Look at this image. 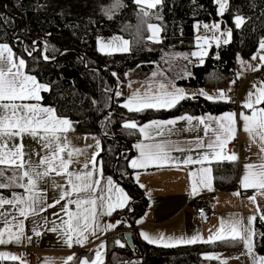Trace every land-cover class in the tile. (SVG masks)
<instances>
[{
    "label": "trees",
    "instance_id": "1",
    "mask_svg": "<svg viewBox=\"0 0 264 264\" xmlns=\"http://www.w3.org/2000/svg\"><path fill=\"white\" fill-rule=\"evenodd\" d=\"M116 4L117 0H0V43H7L15 57L25 59L26 73L49 86L50 91L42 92V104L72 121L75 134L100 137L99 162L104 176L112 177L129 195L128 206L110 216L119 225L106 242L107 261L103 264H202L207 253L241 251L240 241L220 240L215 244L196 243L172 249L147 244L137 236L133 222L148 208L128 163L139 130L123 127L125 122L140 125L186 114L223 116L236 113L238 105L228 99L208 100L198 96L187 98L169 110L135 112L123 107V93L130 71L156 64L163 51L195 50V25L217 22L231 29V41L211 45L203 63L193 65L191 76L179 83L224 92L234 65L238 60L250 61L264 40V0H229L221 17L215 0H163L162 17L156 10L144 9L149 13L145 16L134 0H119V6ZM237 15L245 20L239 28L232 23ZM149 24H158L162 29L160 47L155 52L149 50ZM115 35L129 42V53H100L97 40ZM44 55L49 59L44 60ZM259 74L264 76V66ZM117 80L122 83L120 90H116ZM260 107L264 108V103ZM231 165L236 173V164ZM233 172L231 166L219 168L215 177L217 189L232 188ZM255 230L253 251L264 256L261 222L255 224ZM127 233L132 235L134 250L125 243ZM94 253L92 249L77 253L72 264H79L83 257L91 260ZM0 264H20V261L0 260Z\"/></svg>",
    "mask_w": 264,
    "mask_h": 264
},
{
    "label": "snow or ice",
    "instance_id": "2",
    "mask_svg": "<svg viewBox=\"0 0 264 264\" xmlns=\"http://www.w3.org/2000/svg\"><path fill=\"white\" fill-rule=\"evenodd\" d=\"M219 7V13L222 15L228 7L227 0H215ZM138 5H146L147 8H156L158 5H163V0H135ZM114 6H119V0ZM145 16L149 15L143 8L141 9ZM159 19V17H158ZM245 20L242 16L235 17V26L237 28L244 24ZM207 27V26H205ZM212 27L219 29V25ZM148 28L153 33V39L162 30L157 25L149 24ZM223 34V33H222ZM227 37H231V32H227ZM119 39V38H114ZM158 42V41H157ZM225 44L229 42L228 39L223 41ZM219 43V41H217ZM127 40L123 41L120 51H128ZM111 45L101 44V51ZM260 49H264V40L259 43ZM206 51L193 53V56L201 58L203 63V56ZM31 56V52L28 53ZM255 59V57H253ZM44 60H48L49 56L44 55ZM260 59L264 61V56ZM26 67V62L23 58L15 57L12 48L7 43H0V189L6 188H22L25 189L27 195H18L15 192L12 198L8 199L0 195V208L4 205L12 206L18 209L19 216L27 219L28 216L38 215L41 211H46L47 208L55 207L60 203L56 200L52 204H44L43 207H38L43 204L41 195L36 191L38 181L48 177L52 173L56 175H64L67 180V185L70 190L62 192L60 199L71 197L75 194L76 199H67L65 207L62 211L67 215V219L62 218V223L56 225L53 221V226L49 229L51 232H60L63 242L67 247L71 248L73 243L84 246L89 241V235L96 236L97 230L105 232L109 229L115 228V224H107L103 227L99 224L98 208H103V215H111L114 210L124 208L129 198L124 193L123 189L115 188L114 181L111 177H107L105 188H100L101 178H103L102 165L98 166L96 157L99 155L100 142L96 140L95 147L97 151L91 158L84 162L83 168L86 171H69L70 165L74 162L79 163L78 160L73 159L75 156L83 154L84 150L71 146L70 141L67 139V133L72 128V121L67 118L57 116L56 110L50 106H42L39 102L42 100L40 93L50 91L48 85L38 82L36 76L26 74L23 69ZM255 70V69H254ZM115 75V73H113ZM234 83V81H233ZM165 85L161 84L160 88L165 89ZM120 95V93H116ZM199 95L206 97L208 100L214 99H228L225 93L221 90L218 92L217 97H213L203 90ZM189 98L183 89L174 88L172 91H163L160 94L152 95L144 93L141 95L139 92L134 93L131 98L123 107L129 111L141 112L145 109H159V108H172L179 104L181 101ZM36 101V103H30ZM264 103V87L256 89V93L249 92L248 97L243 105L246 109H252L251 115L241 113L243 129L246 131L250 138L254 141L259 137L262 142L261 152L264 153V108H257L255 105ZM180 120L192 122V116H182ZM199 123L204 126V133L207 136L208 132L213 133V137L207 144L202 139H197L195 143L196 149H210L211 152H203L198 154L197 158L192 155H187L185 159L177 160L170 155L167 145L164 143H137L135 148L139 150V157L130 160V167L132 169H143L151 165L164 166L165 164L172 163L175 167L179 168L181 164L187 165H200L198 172L193 171L190 173L193 178L192 192H197V176L199 175V184L211 189V168L205 166L212 163L213 160L228 159L237 160L238 157L233 153L228 156L222 155L223 149L235 138L236 127V113H227L223 116H207L197 118ZM207 121L215 122L217 127H212V124L206 123ZM176 120L168 121H152L149 124L138 126L136 122H125L123 127L125 129H137L143 133L146 139H152L149 129H159L164 125H175ZM30 136L32 139L40 143L45 154L40 155L36 153L37 160L31 158L25 159L27 155L24 151L23 138ZM20 140L19 144L13 143L9 147V141ZM95 139V137H93ZM172 150L181 152H191L194 149H184L179 146H173ZM91 164V169H89ZM245 174L242 177L241 184L244 188H254L261 190L264 193V163L259 165L248 164L245 165ZM11 171L12 175L6 177V172ZM139 176L137 175V180ZM144 187V185H140ZM56 187L64 188V185H56ZM100 188L101 192L107 193L106 195H97V190ZM119 193L113 197V191ZM239 195V193H237ZM255 203V197L250 198ZM99 201V204H98ZM74 204L76 211H71L67 205ZM58 215V214H54ZM7 214L0 212V218H5ZM16 219L15 216L12 217ZM256 215L248 218V224L245 225L242 219H233L227 223L228 233L225 234L226 222L221 220L220 229L214 235L209 236L204 240L199 234L193 235L190 238L185 237H165L163 234L158 236H151L148 233H141L143 238L150 244H161L164 247H173L178 244H195L197 242L213 243L216 240L231 239L232 241H240L244 243L247 254L251 255L254 248V237L256 236L253 224L256 220ZM264 220V214L260 215ZM141 223L143 221H140ZM47 221H45V226ZM35 236H41L42 233L33 228ZM7 233V238H5ZM24 235V223L20 221L17 231L13 232L11 228H4L0 230V245L8 243H21ZM31 242L32 237H28ZM120 244L119 241H116ZM121 247L124 245L120 244ZM105 245L102 243L95 250V259L89 261L84 258L81 264H103L102 252ZM9 258L11 260H19L20 264L25 262L11 253L0 252V260ZM217 257L207 256L206 259H215ZM74 256L67 257L65 264L73 261ZM47 264V262H46ZM223 264H227L226 261ZM253 264H264V257H259L258 261L254 259Z\"/></svg>",
    "mask_w": 264,
    "mask_h": 264
},
{
    "label": "crops",
    "instance_id": "3",
    "mask_svg": "<svg viewBox=\"0 0 264 264\" xmlns=\"http://www.w3.org/2000/svg\"><path fill=\"white\" fill-rule=\"evenodd\" d=\"M165 52L162 55L161 59L156 62V64L150 65L148 67H136V69L130 71L128 74L130 80L126 81L124 93L125 101L124 104L127 103L128 99L133 96L134 93L139 92L141 95L144 93H150L152 95L160 94L163 91H172L174 88H180L176 83L187 79L192 74V66L189 62V57L186 56L184 61L181 59V55L177 52L175 53V59L183 64L187 61L186 67L180 68L176 67L175 69L168 67L163 63L162 60L166 59L170 56ZM163 54V53H162ZM25 60V59H24ZM256 66V65H254ZM254 66H251L250 71ZM26 69V67H25ZM25 69L23 71L26 73ZM259 71H256V73ZM29 74V73H26ZM164 84L165 89H161L160 85ZM167 84L169 86H167ZM205 89H200L198 91L193 90H185L184 92L189 96V98H196L199 95L200 91ZM43 92V91H42ZM42 92L40 95H42ZM207 93V92H206ZM213 97H217V93H211ZM246 97L240 95L236 112V135L235 138L230 140L229 143L234 140L238 141L239 145L248 147V151L242 149L238 151L235 145L229 146L228 144L223 149L222 155L228 156L231 154H235L238 159L228 160V159H220L213 160L212 163L206 164L205 166L211 168V189L204 187L199 184V175L197 176V192L193 194L192 192V182L193 178L190 173L193 171L199 170L200 165H183L181 164L179 168L175 167L172 163L165 164L164 166H156L151 165L147 168L143 169H132L130 167V160L139 157V150L135 148L137 143H164L167 145V149L170 152V155L177 160H183L187 155H192L193 158H197L198 154L203 152H211L212 150L204 148V149H196L195 143L197 139H202L205 144L209 142V140L213 137V133L211 131L208 132L207 136L204 133V126L201 125L197 118L199 117H207L208 114H199L198 116H194L193 114H186L185 116H192L193 120L189 123L186 120H180L178 117H173L168 120H176L177 123L175 125H164L159 129H149L148 131L151 133L152 139H146L143 133H138L139 139L133 145V156L130 160H128L129 167L133 171V176L136 182L139 185H144V187L140 188L143 190L144 195L146 197V201L148 203L147 210L140 215V217L136 218L133 222V230L136 231L137 236L142 239L145 243H148L141 233H148L151 236H158L159 234H163L165 237H185L190 238L193 235L199 234L204 240H207L209 236L214 235L218 232L221 225V220L226 222L225 225V234L228 233L227 223L233 219H242L245 225L248 224V218L256 215V220L253 224L255 229V224L257 222H261V225L264 227V220L260 218L261 214H264V193L261 190H257L254 188H244L241 184V180L243 175L245 174V165L248 164H256L259 165L264 163V153L261 152L262 142L259 137H256L255 141L250 138L249 134L244 131L241 113L245 115H251L252 109H246L243 107ZM30 103H36V101H30ZM42 106V102H39ZM257 108H261L260 104L255 105ZM241 108L244 109V112L241 111ZM127 109V108H126ZM159 109H171V108H159ZM158 110V109H154ZM241 111V112H240ZM57 114V113H56ZM59 116V115H57ZM213 116V115H212ZM60 117V116H59ZM167 119H159L155 121H168ZM154 120H150L145 122V124H149ZM206 123L212 124V127H217L215 122L207 121ZM145 124H140L138 126H143ZM73 128V127H72ZM139 130V128H138ZM95 137V139H93ZM67 139L70 141L71 146L76 148L83 149L84 152L80 156L73 157L74 161L78 160L79 163H73L69 167V171H86L83 168V164L85 161L89 160L91 156L97 151L95 144L96 140L100 142L101 148V140L96 134L87 135V134H75L73 130L67 133ZM9 147H12L13 143L19 144L20 140L16 139L15 141H9ZM23 151L27 154L25 159L31 158L32 160H37L36 153L39 152L41 156L45 154L42 149L40 143L37 140L32 139L30 136L25 135L23 138ZM173 146H179L180 148L194 149L191 152H181L172 150ZM99 150V155H100ZM99 155L96 157L98 162V166H101ZM231 163L236 164V170L233 172V166ZM221 166H231L234 180L231 184L232 188L229 190H219L217 186H215V177ZM89 169H91V164H89ZM103 170V169H102ZM6 177L11 176L12 172L9 170L6 172ZM137 175L139 179L137 180ZM110 177V176H107ZM106 176L101 178L100 188H105L106 186ZM112 178V177H111ZM113 179V178H112ZM221 179V178H219ZM115 188L123 189V186L119 185L114 179ZM221 181V180H220ZM56 185H64V188L56 187ZM100 188L97 190V195H106L107 193L101 192ZM65 190H70V186L67 185V180L64 175H56L52 173L48 177L38 181V187L36 191L41 195L43 199V204H39L38 207H43L44 204H52L56 200H60V203L56 204L55 207L47 208L46 211L39 212L38 215H29L27 219L19 216V211L16 208H13L9 205H4L0 208V212H4L7 214V224L5 223V218H0V230L8 227L11 228L13 232L17 231L18 225L21 220L24 223V235L22 237L21 243H8L0 245V252L11 253L17 257H22V249L27 247L30 242L28 237H35L33 233V228H37L44 236H37L39 240V245L37 248L40 250L41 254V263L40 264H65L67 257L76 256L77 253L83 252L85 250H96L102 243L105 245L102 252L103 263L107 260L106 256V242L110 235L115 234L118 228V221H111L110 216L115 212L122 211L125 209L127 205L122 209H116L113 213L109 215H103V208H98L99 215V224L101 227L107 224H115L117 225L113 229H109L105 232H101L97 230L96 236L89 235V241L84 246L77 245L73 243L71 248L67 247L64 244L63 238L60 232L53 233L49 229L53 226V221L56 225H60L62 223V218L67 219V215L62 211V208L66 205L67 199H76L75 194L71 197H67L65 199H60L62 192ZM124 193L129 198L128 193L124 190ZM15 192L18 195H27L25 189L22 188H6L0 189V195L11 199L12 194ZM239 193V195H237ZM114 189L112 195H118ZM251 197H255V203L250 199ZM130 201V198L128 202ZM207 201L211 208L215 210L216 215L211 218L210 222L207 225H202L200 223L198 214H196V204ZM99 204V201H98ZM67 207L71 211H76V207L74 204L67 205ZM58 214V215H54ZM15 216L16 219L12 217ZM45 221L47 224L45 226ZM140 221H143L142 223ZM256 232V230H255ZM257 235V233H256ZM256 237V236H255ZM254 237V238H255ZM5 238H7V233H5ZM231 240V239H226ZM216 240L213 244L217 243ZM255 241V239H254ZM199 244H204L202 242H197ZM196 244V243H195ZM242 245V251L231 252V254L227 253H218V254H208L205 255L204 260L215 262L217 264H223L224 261L227 264H253L254 259L258 261L259 257H264L257 255L254 251L251 255L247 254V249L244 243H240ZM164 248L161 244H152ZM181 246H191V244H178L173 247H166L175 249ZM254 250V248H253ZM207 256L217 257L215 259H206ZM86 257H83V259ZM82 259V260H83ZM95 259V253L92 256L93 260ZM3 260H9L11 262H19V260H11L9 258H5ZM81 260V261H82ZM89 260V261H91ZM68 264H72V261L68 262ZM81 264V262L79 263ZM203 264V263H202ZM212 264V263H211Z\"/></svg>",
    "mask_w": 264,
    "mask_h": 264
},
{
    "label": "rangeland",
    "instance_id": "4",
    "mask_svg": "<svg viewBox=\"0 0 264 264\" xmlns=\"http://www.w3.org/2000/svg\"><path fill=\"white\" fill-rule=\"evenodd\" d=\"M228 1L229 0H227V3H228ZM137 6L140 8L142 7L143 9L148 10L150 12H154L156 10V13L162 17V13H161L162 5H158L156 8H151V9L147 8L146 5H138L137 4ZM217 10L219 11V7ZM219 16L221 17L222 15L219 13ZM232 23L235 25V20ZM216 24L219 25V29L212 27L213 25H216ZM155 25L159 26L158 24H155ZM195 26L196 27H195L194 39L196 40V49L191 50V51H183V52H179L178 50L170 49L168 52L170 54V56L168 58L162 60L163 63L165 62V65H167L168 67H171L173 69H175L176 67H180L182 69H183V67H186L187 61L184 62L183 64L179 63L175 59V53H173V52L179 53V55H181V57H182L181 59L183 61H184V59H186V56H190L189 57L190 65L201 64V58L197 57V56H193L192 55L193 53L206 51L207 54L203 56V60H204V58L208 56V53H209L208 50H210L211 45L221 46V45L225 44L223 42L225 39H228L229 42L231 41V38L227 37V35H226L227 32H229V31L231 32V29L228 26L221 27V25L218 22L212 23L209 26L204 25V24H196ZM205 26H207V27H205ZM149 32H150V34H149L148 40L151 43L149 45V50H152V52H155L160 47L159 38L161 35V31L157 34V37L155 39L151 38V37H153V33L150 29H149ZM114 38H119V39H114ZM123 41H124V38L121 36H117V35H115L114 37H111V36L101 37L99 40H97L98 50L100 51V53H106V54H111V55H116V53H125V54L129 53V50L128 51H120L119 50L123 45ZM217 41H219V43H217ZM101 44L111 45V47H106L104 49V51H101L100 50ZM128 48H130L129 44H128ZM164 53H165V51H163V55H164ZM261 56H264V49H260V47H258V48H256V52L253 56V57H255V59L252 57L250 59V61L238 60L237 63L240 64L241 71L238 73L236 78H237V81L239 80L240 82H243V84H242L241 89H239L237 103H238L240 95L247 98L249 92L256 93V89L264 87V76L262 74H259L262 71L263 66H264V61H262L260 59ZM254 65H256V66H254ZM251 66H254V67L250 71L249 68H251ZM256 71H259V73L258 72L256 73ZM128 80H130V79L127 78L126 81H128ZM183 81H181V82H183ZM175 84H177V86L183 90L185 89V90L198 91L200 89H203V88L195 89V88H193V86H188V85L180 84V83H176V82H175ZM167 86H169V85L167 84ZM233 89H234L233 81H230V83L228 84V86L224 90L225 96L227 97L228 93L233 92ZM205 92H207L209 95H211V93H217L218 94L219 91H213V90L210 91V90L205 89ZM221 100H225V99H221ZM241 111L244 112V109L241 108ZM208 254H210V253H207L205 255H208ZM202 263L203 264H211L212 260L206 261L203 258Z\"/></svg>",
    "mask_w": 264,
    "mask_h": 264
},
{
    "label": "built area",
    "instance_id": "5",
    "mask_svg": "<svg viewBox=\"0 0 264 264\" xmlns=\"http://www.w3.org/2000/svg\"><path fill=\"white\" fill-rule=\"evenodd\" d=\"M35 50H39V49L36 47ZM240 71H241L240 64L236 63L234 67L232 68L230 76H229L231 78V81H234L235 83H233L234 85L233 92L228 93L227 97H228V100L233 101V103L235 104L237 103L239 89H241L242 84H243V82H240L239 80L237 81V78H236V76L238 75ZM121 86H122V83L119 82V80H117L116 90L117 89L120 90ZM228 145L229 146L235 145L238 151H241L242 149L248 151V147L239 145L237 140H234L233 142L228 143ZM214 211L215 210L211 208V206L209 205L207 201H204L202 203L197 202L196 204V214H198L200 223L202 225H207L210 222L211 218L216 215ZM43 236L44 234H42L41 237L39 238H42ZM38 245H39V240H38V237L35 236L32 238L30 244L24 249H22L21 259L25 262V264H40L41 263L42 257H41L39 248H37Z\"/></svg>",
    "mask_w": 264,
    "mask_h": 264
},
{
    "label": "water",
    "instance_id": "6",
    "mask_svg": "<svg viewBox=\"0 0 264 264\" xmlns=\"http://www.w3.org/2000/svg\"><path fill=\"white\" fill-rule=\"evenodd\" d=\"M125 238H126V241L125 243L132 249L134 250V244L132 243L133 241V238H132V235L130 233H127L125 235Z\"/></svg>",
    "mask_w": 264,
    "mask_h": 264
}]
</instances>
